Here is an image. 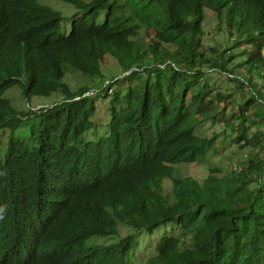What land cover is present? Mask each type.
Segmentation results:
<instances>
[{"label":"trees","instance_id":"1","mask_svg":"<svg viewBox=\"0 0 264 264\" xmlns=\"http://www.w3.org/2000/svg\"><path fill=\"white\" fill-rule=\"evenodd\" d=\"M59 1L75 9L70 18L39 0H0V264H132L136 241L120 225L175 231L144 264H264V142L247 132L264 123V0ZM209 12L232 47L245 46L240 60L204 46ZM141 28L154 41L135 39ZM107 57L129 83L118 91V78L101 73ZM71 72L102 87L72 91ZM208 75L244 88L226 118L216 110L226 97L203 81ZM16 87L25 99L60 100L19 112L4 98ZM91 88L99 91L82 97ZM98 95L109 98L108 137L84 143ZM216 120L221 132L196 133ZM227 130L240 149L253 140L257 154L239 169H207L201 181L177 173L218 153ZM8 222L27 228L7 238L16 231ZM114 235V244L88 245Z\"/></svg>","mask_w":264,"mask_h":264},{"label":"rangeland","instance_id":"2","mask_svg":"<svg viewBox=\"0 0 264 264\" xmlns=\"http://www.w3.org/2000/svg\"><path fill=\"white\" fill-rule=\"evenodd\" d=\"M41 4H44L46 6H49L52 9H55L62 13L63 16L70 18L74 12L75 9L66 3H63L59 0H39ZM210 14V12L208 13ZM69 23L70 21L67 20L65 22V28L64 32L67 34L69 31ZM216 20L211 16L206 17L202 23V42L205 47H211V48H218L219 51H222L225 48L230 49V54H233L235 56V60H240V52L242 49H244L245 46L238 45L236 47H232L231 42L233 41L231 37L225 35L223 31H219L215 27ZM135 39H140L145 43H150L154 41L153 32L151 30H144L143 28L138 29L135 34ZM229 53H225L224 56L226 57ZM101 64V73L106 79L111 78H118V84L113 87V89H117L118 87H122L123 85H128L129 83L127 81H124V76L120 73V69L118 65L115 63L114 59L112 58H105L102 60ZM76 75H66L64 82L69 85L70 89L74 91L76 87L79 86H89L94 88H101L99 87V81L94 80L93 83L89 79L83 78L79 73L77 72H71ZM207 81L210 85H214L215 92H219L223 94L226 98L225 102L219 103L216 102L217 105V111H223L224 117L226 118L230 111H234L237 104H241L242 101H244L243 97L245 94L240 93L241 91H244V88L240 89L233 85L231 82H228L223 79V77H216V76H205L203 81ZM92 89V88H91ZM113 90V91H115ZM241 90V91H240ZM240 91V92H238ZM55 97L60 98V96H49V97H38L33 96L29 99H25L22 96V92L20 89L13 88L9 91H7L4 94V98L8 99L10 105L14 107L17 111H32L35 108H48L52 107L55 101H58L60 99H54ZM92 101L94 103V110L91 117L93 126L87 130L83 135V142L89 143V144H95L98 140L101 138L108 137V128L106 127L109 122V112H108V106H109V98H102V96L98 95L95 97H92ZM248 112H255L258 113L257 108L248 107ZM219 120H216L213 122L205 123L201 126H199L196 129V133L209 138L212 133H219L223 129V124L219 123ZM249 135L253 138V140L256 142L263 141L264 142V123H258L256 126L251 125L248 128ZM233 132L230 130L226 131V136L224 137H217V140L215 141L217 144L216 147H218V153L216 152L215 155L211 156L210 154H207L205 156L206 161L204 164H191L188 166H178L177 167V173L181 176H189L193 177L199 181L203 180L207 176V169L210 168H225L228 169L231 167V169H239L240 166H243L245 161L248 157H250L251 153L257 154V146H254V142L252 140L251 145L248 147H245L243 149L238 148L232 141ZM17 136V134H15ZM6 140L5 135L0 133V156H1V150L4 149ZM81 144H79V147L81 149ZM253 147L255 149H253ZM204 160V159H203ZM203 162V161H202ZM184 165V164H182ZM219 176V175H218ZM171 190V183L169 181H165L163 183V191L168 194ZM119 233L121 236H125L128 233H130L135 241H136V247L132 250V252L128 255L127 262L132 264H144V261L148 259L150 256L154 254L156 244L160 237L163 235V233L166 234H174L175 231L172 228H165L164 227H158L156 228L151 234H147L144 231L134 232L129 229H127L125 226L120 225L119 226ZM119 239L118 235L114 236H108V237H99L94 236L91 237L88 240V245H110L117 242Z\"/></svg>","mask_w":264,"mask_h":264},{"label":"clouds","instance_id":"3","mask_svg":"<svg viewBox=\"0 0 264 264\" xmlns=\"http://www.w3.org/2000/svg\"><path fill=\"white\" fill-rule=\"evenodd\" d=\"M107 81V80H106ZM104 82L103 86L105 85V83L107 82ZM97 91L99 90H92L90 89L88 92H86L82 97H89V96H92L93 94L97 93ZM111 91V90H110ZM109 91V93H110ZM80 97H76L74 98V100H79ZM39 109H44V108H35L34 110H32L33 112L34 111H38ZM1 134L5 135V140H6V143H5V146H4V149L1 150V156H0V162H4V158H5V154H6V151H7V132H4V131H0ZM14 198V199H13ZM13 198H8V199H13L15 200V196ZM6 206H7V203H6ZM5 206V208H6ZM26 226L22 225V224H17V223H10L8 222V225H7V230H16V231H9L8 233H2V235H4L5 237L7 238H10V237H13L14 235L18 234V233H21L23 231L26 230ZM94 246V245H93Z\"/></svg>","mask_w":264,"mask_h":264}]
</instances>
